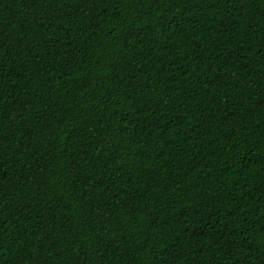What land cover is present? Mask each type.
Wrapping results in <instances>:
<instances>
[{"label":"trees","instance_id":"1","mask_svg":"<svg viewBox=\"0 0 264 264\" xmlns=\"http://www.w3.org/2000/svg\"><path fill=\"white\" fill-rule=\"evenodd\" d=\"M0 264H264V0H0Z\"/></svg>","mask_w":264,"mask_h":264}]
</instances>
